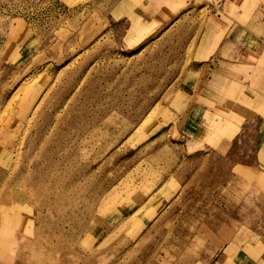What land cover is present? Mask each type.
Returning a JSON list of instances; mask_svg holds the SVG:
<instances>
[{
	"label": "rangeland",
	"instance_id": "obj_1",
	"mask_svg": "<svg viewBox=\"0 0 264 264\" xmlns=\"http://www.w3.org/2000/svg\"><path fill=\"white\" fill-rule=\"evenodd\" d=\"M263 110L264 0H0V264H264Z\"/></svg>",
	"mask_w": 264,
	"mask_h": 264
},
{
	"label": "bare ground",
	"instance_id": "obj_2",
	"mask_svg": "<svg viewBox=\"0 0 264 264\" xmlns=\"http://www.w3.org/2000/svg\"><path fill=\"white\" fill-rule=\"evenodd\" d=\"M146 175H149V173H146ZM128 186L132 185L128 182H123L121 185L116 186L113 189L111 188L108 192H106V194H104L96 210L95 219L92 222L93 224H100L107 218V216H109L110 218L108 219L111 220L117 215H120L119 212L120 210L122 212L126 199L129 200L130 197L134 196L128 195V197L124 198L126 193H130L132 190L133 194L135 192V189H129ZM25 235L27 234L25 233ZM33 243V240L29 241V245ZM21 254L23 258L29 262V264H55L54 260L46 255L42 244L39 243H36L31 251L25 250ZM88 258H91V256ZM74 262L75 264H81L80 260H75Z\"/></svg>",
	"mask_w": 264,
	"mask_h": 264
},
{
	"label": "crops",
	"instance_id": "obj_3",
	"mask_svg": "<svg viewBox=\"0 0 264 264\" xmlns=\"http://www.w3.org/2000/svg\"><path fill=\"white\" fill-rule=\"evenodd\" d=\"M244 21H246V20H244ZM244 28H245V27H240V28H239V26H236V27H234V28L232 29V33H233V32H236V31L238 32V34H240L242 31L245 32L246 29H244ZM232 33H231V34H232ZM231 34L229 35V37L231 36ZM237 36H238V35H237ZM235 40H236V37H235L234 41H235ZM231 46H232V44H231ZM233 47H234V45H233ZM228 49H229V48H228ZM223 51H226V52L228 51V50H226V49L224 50V45H223ZM218 61L223 62V60H221V59H219V58H218ZM224 62H227V61L225 60ZM220 66H222L221 63H219V64L217 65V67H220ZM226 66H228V65H226ZM223 82H224V81H223ZM211 104H212V103H211ZM261 104H262V103H260V102H259V103H258V102H255V103H254V106H255V105H261ZM213 105H214V104H213ZM214 106H215V105H214ZM216 107H217V106H216ZM263 111H264V110H263ZM260 118H261V117H259V119H260ZM263 118H264V115H263ZM263 118H262V119H263ZM260 120H261V119H260ZM259 127H260V125H259ZM253 152H254V149H253ZM187 214H188V213H187ZM186 229H187V228H186ZM194 230H197V229H194ZM192 232H194V231H192ZM187 235H188V234H187ZM199 236H200V235H199ZM197 237H198V236H197ZM180 238H181V237H180ZM190 239H191V240H196V238H195V239H192L191 237H190ZM172 240L174 241V239H172ZM170 242H172V241H170ZM214 245H215V244H214ZM164 246H165V245H164ZM226 246H228V245H226ZM226 249H228V247H227ZM226 249L223 250L222 254L220 255V259H219V261H217L215 264H224V261H226V260L228 259V257H229L230 255H229L227 258H225V257L223 256V254L225 253Z\"/></svg>",
	"mask_w": 264,
	"mask_h": 264
}]
</instances>
